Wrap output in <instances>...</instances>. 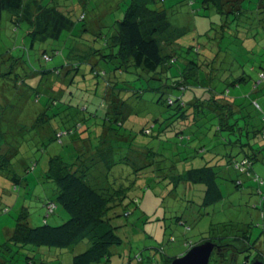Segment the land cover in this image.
<instances>
[{"label": "trees", "instance_id": "trees-1", "mask_svg": "<svg viewBox=\"0 0 264 264\" xmlns=\"http://www.w3.org/2000/svg\"><path fill=\"white\" fill-rule=\"evenodd\" d=\"M117 1L126 3L124 9L117 8L122 15L106 26L105 16L97 13L103 23L93 16L90 33L83 18H77L80 25L74 21L71 4L63 11L56 0H0V21L7 13L14 30L24 26L29 49L36 44L48 46L36 50L39 65L35 68L29 67L23 51L0 52V64L10 70L0 68V77L5 82L13 77V85L25 89L29 101L34 95L36 103L25 102L30 108L24 110L26 114L22 109L16 112V102L3 96L4 85L0 89L2 106L10 107L0 112V133L7 145L0 152V176L18 184L25 180L13 170L19 147L7 140L11 132L3 130L4 124L35 130L43 147L44 142L63 146L66 154L48 158L39 183L50 184L53 191L43 205L45 217L54 214L56 205L68 215L58 225L45 220L32 226L23 207L0 244V264H49L50 258L53 264H62L51 249L73 247L84 251L73 255L71 264H106L111 247L122 243L113 221L128 215V192L137 180H168V195L179 185L186 192L201 186L196 190L202 193L196 204L208 208L223 199L221 181L239 188L244 183L241 177L250 178L253 163L264 158V112L257 101L264 97V0H196L193 14L216 17L218 23H210L202 41L187 45L181 39L189 29L171 23L165 0ZM86 4L87 0H78L75 7ZM84 33L92 35V42L87 55L76 58L75 42L71 45L68 40L79 41ZM64 50L59 63L51 68L44 65ZM25 66L27 71L14 73L16 67L24 70ZM83 67L98 80L104 79L109 98H102V123L86 125L77 119L67 126L64 117L76 111L61 100L68 85L76 86ZM55 84L60 87L56 89ZM145 102L151 104L153 114L132 132L125 124ZM199 162L204 165L191 167ZM33 168L24 167V172ZM147 169L160 171L162 177L142 175ZM229 170L235 173L234 179L226 177ZM125 175L132 178L130 182L123 183ZM254 190L257 195L259 189ZM258 205L260 201L254 208ZM176 220L181 222L180 217ZM250 227L243 222L210 225L198 242L184 244L191 248L210 241L225 249L220 254L214 250L209 264H229V246L236 241L247 244L242 252H252L264 262L263 241L252 237ZM174 258L162 262L169 264ZM145 264L155 263L149 256Z\"/></svg>", "mask_w": 264, "mask_h": 264}, {"label": "rangeland", "instance_id": "rangeland-1", "mask_svg": "<svg viewBox=\"0 0 264 264\" xmlns=\"http://www.w3.org/2000/svg\"><path fill=\"white\" fill-rule=\"evenodd\" d=\"M56 1L63 11H68L71 4V6L74 7L72 9L74 21L77 25H80L81 21L79 20L84 19L85 21H83L86 23L85 26L90 33L93 31L91 27L93 25V16L97 17V13L102 17L104 15V24L109 26V22H112L113 17L119 18L120 12H117L118 6L124 9L126 5V3H119L117 0H87L85 6L75 7V3L78 2V0ZM190 2L193 3L192 7L189 5ZM195 2L196 0H165L164 2V7L170 8L168 9V16L171 23L177 27H188L189 29L186 36L181 39V44L184 43V45L197 42L198 40L202 41L204 39V33L210 27V23H218L216 17L207 19L193 14V8L198 5V2ZM77 18L79 20H77ZM97 18L103 23V19L100 18V16ZM198 35H200V37ZM68 41L71 45L75 42L72 52L75 54L76 58H81L87 55L88 45L92 42V35L84 33L79 41L72 37H70ZM56 43L58 42H55V44ZM24 46L25 48H23ZM46 47H48L47 44H36L34 50L29 49V40L25 37L24 26L14 30L9 23L8 14L3 13L2 20L0 21V52L11 51L13 54H18L23 51L25 57L30 62L28 63L29 67L35 68V66L39 65V51L36 50ZM65 52L66 50H64V53L61 52L60 56L54 57L49 63H44V65L49 68L56 65L60 62L61 57L64 58L66 55ZM6 66L8 65L0 64V68H2L1 72L6 71L7 73L10 71ZM103 69L105 70L106 68L103 67ZM27 70V66L24 67V70H22L21 67H16L14 73L22 74ZM12 80L13 77L5 82V80L0 77V89L2 85H4L5 89L2 90L3 96L16 102L13 104V106L16 104L14 107L16 112L22 109V113L26 114L24 110L34 103L32 98H35V96L30 94L29 101L25 96V89L21 91V86L13 85ZM75 81L76 86L68 85V91L61 100L62 103L71 105L76 111V113H70L67 117H64L67 126L74 124L77 119L83 120L86 125H88L90 121H96L99 124L102 123V98H109V96L107 97V92L104 91L106 90V82L104 79L98 80L95 78L89 72V68L86 67H83V69L79 71ZM111 81H114V79H111ZM30 82H32V85L36 84L33 80ZM55 85L56 89L60 87L57 86V84ZM8 92H10V94H7ZM69 92H71V94H69ZM12 94L14 95L12 96ZM175 94H178V92H174L173 95ZM28 101L29 106L25 104V102ZM257 101L261 111L264 112V97L258 98ZM3 104L4 101L0 96V112L2 108L4 110H10V107H4L5 105L2 106ZM7 112L8 111H6V113ZM132 113L129 121L125 124L126 128L130 129L132 132H136L139 123L145 120L147 121L150 115L153 114L149 102H145L141 108H135ZM90 114L93 118H90ZM8 115L12 116L13 113ZM32 115H34V113L30 116L32 117ZM1 120L0 118V122ZM27 120H29V118H27ZM134 121L137 123H134ZM6 128L11 132L7 134L9 143L19 147V154L16 160L13 161V170L18 176L25 180L18 184L12 182L11 179L7 180L0 176V244L8 238L9 233H11L15 225L18 213L24 208H26L29 214L32 226L41 225L45 220L51 225H58L68 219L66 212L58 205L53 208L54 214L45 217L46 214L44 210L46 208L43 205L45 201L52 197L53 191L50 184L45 182H43V184L39 183L46 170L48 158L53 155H65L66 150L64 147L48 142H44L43 147L39 135L34 133L35 130L30 132L31 130L28 131L25 126L4 124L3 130H6ZM18 131H22L24 134L19 135L17 134ZM3 136L2 133H0V152H4L7 149L4 139L2 140ZM141 139L145 140L144 137ZM2 142L4 143L2 144ZM202 165H204L203 162H199L198 165L193 164L191 167H201ZM31 166L34 167L33 170L29 173H25L24 167ZM186 168H189V166ZM251 169V177H241L244 183L239 186V188H236L235 185L228 180L224 182L221 181L220 186L223 199L208 208L197 206L202 193L197 194L196 190L202 189L201 186H194V191L187 190L186 192L183 186L179 185L175 192L168 195L171 190V185L168 183V180H161V178H148L143 181L140 179L137 180L135 185L132 186L128 192V196L131 199V204L126 211L128 215H126V217H119L113 221V225L117 226L116 234L120 237L122 243L111 247L109 262L106 264H141L140 260L145 264L146 258L149 256L152 257L153 263L163 264L162 260L178 257L185 253L189 249L184 244L186 241L193 243L198 242L200 234L205 233L210 225L222 222H243L251 225L250 232L252 237H261V241H263L262 249L264 250V158L253 163ZM142 171V175L144 176L152 174L154 177H162L159 173L160 171L157 172L153 169L151 173L150 169ZM226 177L234 179L235 173L229 170ZM131 179L132 178H127V175H125L123 183H127V181L130 182ZM256 188L259 189L257 195L254 194V189ZM259 201L260 205L255 209L254 205L259 204ZM5 209L6 212H4ZM178 217L181 218V222L179 223H177L176 220ZM246 246L247 244H240L233 241L230 243L229 248L232 249V253L235 254L237 251L246 250ZM82 249L83 248L77 247L65 250L51 249V252L60 255L62 264H71L73 255L84 251ZM245 253L247 258L243 253L235 254L237 264H243L246 259L248 261L247 264H251L254 258L253 253L249 251ZM48 260H51L49 264L54 263L53 259L50 258Z\"/></svg>", "mask_w": 264, "mask_h": 264}, {"label": "water", "instance_id": "water-1", "mask_svg": "<svg viewBox=\"0 0 264 264\" xmlns=\"http://www.w3.org/2000/svg\"><path fill=\"white\" fill-rule=\"evenodd\" d=\"M214 250L219 252L220 247L210 241H205L192 246L185 253L174 258L169 264H209ZM229 264H235L234 260L229 262ZM251 264H264V262L260 259H255Z\"/></svg>", "mask_w": 264, "mask_h": 264}, {"label": "flooded vegetation", "instance_id": "flooded-vegetation-1", "mask_svg": "<svg viewBox=\"0 0 264 264\" xmlns=\"http://www.w3.org/2000/svg\"><path fill=\"white\" fill-rule=\"evenodd\" d=\"M223 249H225V248H221V249L219 250V252L216 251V253H217V254H220L221 250H223ZM226 249H227V248H226ZM232 252H233V250L230 249V251H229V255H230V256H229V262H231V261L234 260L235 264H237V263H236V260H235V259H236L235 254H237V253H243V254H245V256H246V253H245L246 251H243V252H242V251H237V252L234 254V256H233V253H232ZM253 255H254V254H253ZM246 258H247V256H246ZM255 259H258V258H253V260H255ZM253 260H252V261H253ZM247 263H248L247 259L244 260L243 264H247Z\"/></svg>", "mask_w": 264, "mask_h": 264}, {"label": "crops", "instance_id": "crops-1", "mask_svg": "<svg viewBox=\"0 0 264 264\" xmlns=\"http://www.w3.org/2000/svg\"><path fill=\"white\" fill-rule=\"evenodd\" d=\"M10 234V233H9Z\"/></svg>", "mask_w": 264, "mask_h": 264}]
</instances>
